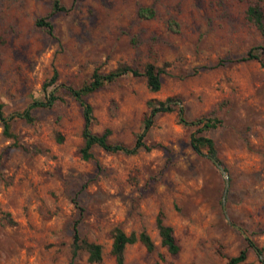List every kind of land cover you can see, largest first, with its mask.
<instances>
[{"label":"rangeland","instance_id":"1","mask_svg":"<svg viewBox=\"0 0 264 264\" xmlns=\"http://www.w3.org/2000/svg\"><path fill=\"white\" fill-rule=\"evenodd\" d=\"M0 0V264H116L113 230L145 231L148 251L126 246L123 264H264V47L247 8L264 0ZM140 7L153 12L138 15ZM51 30L37 25L43 18ZM261 51V49H259ZM161 69V88L126 74L85 95L90 129L131 146L147 101L176 97L186 121L220 119L204 131L216 159L190 144L198 125L179 107L159 113L134 154L91 148L83 159L82 106L66 90L122 65ZM56 99L48 103L50 95ZM32 121L18 114L30 103ZM173 228L180 250L160 242L156 219ZM102 245L90 262L72 257L73 227ZM250 241V242H248ZM261 251V253H260Z\"/></svg>","mask_w":264,"mask_h":264},{"label":"trees","instance_id":"2","mask_svg":"<svg viewBox=\"0 0 264 264\" xmlns=\"http://www.w3.org/2000/svg\"><path fill=\"white\" fill-rule=\"evenodd\" d=\"M60 10H64V7L59 5L58 0H53L52 12ZM246 12L248 19L262 34H264V12L261 6L258 4H251L248 6ZM138 15L144 18H150L153 16V12L148 8L140 7L138 9ZM36 24L43 26L48 30H51L52 28L51 23L47 21L45 17L39 18L36 21ZM259 49H261V51ZM261 54H263L264 58V47H254L248 50L247 53L240 58V60L256 59L263 62V59L260 57ZM161 73L162 70L157 69L152 63H147L143 70L131 67L129 65H122L115 68L114 70L104 73L95 71L91 79L88 82L83 83L80 87L66 86V90L82 106L84 118L82 136L84 141L80 152L83 159H89L92 157L91 148L94 145H98L106 151L123 152L127 154H134L141 148L148 149L149 147L145 143L144 138L153 124L154 117L159 113L172 111L173 109H175V107H179V113L181 114L182 122H184L185 124H193L199 126L196 130V133L192 134L190 138V144L193 150L201 154L203 149H205L211 157L216 158L215 143L211 137L204 134V131L216 127L220 123V119L213 117L207 119L198 118L194 121H186V119L182 115L183 109L176 97H167L164 100L151 98L147 101V106L149 108L148 114L144 117L142 129L136 135L134 143L131 146L121 142H111L108 139L109 129H106L102 133H94L91 131L90 125L94 117L91 105L84 99L85 95L100 88L106 82H111L116 78L126 74H131L133 76H143L148 87L152 91H157L161 88L162 85ZM55 99L56 96L51 94L48 98V103L50 104ZM44 104L45 103H43L42 101L35 100L30 103L22 113L18 115L22 116L27 121H32L31 110L37 106H41ZM2 108L3 104L2 102H0V121H2L3 124V131L6 135H10V120L13 118V116L7 118V116L4 115ZM156 226L161 244L166 247L169 253H178L180 247L174 235L173 228L163 222L162 216L160 214L156 219ZM135 242H140L141 244H143L148 251H152L154 249V243L151 237L145 231H140L139 233L130 232L129 234H127L120 227H116L113 230L110 253L114 257L116 264H123L124 250L126 246ZM80 250H84L87 252L88 260L90 262H98L102 258V245L100 243L89 241L81 237L76 225H74L71 243L72 257H75ZM246 257L247 251L246 249H242L238 252V254L229 258L228 264H239L243 262Z\"/></svg>","mask_w":264,"mask_h":264},{"label":"water","instance_id":"3","mask_svg":"<svg viewBox=\"0 0 264 264\" xmlns=\"http://www.w3.org/2000/svg\"><path fill=\"white\" fill-rule=\"evenodd\" d=\"M211 160L218 166L221 168L222 172L225 174V170L224 168L221 167L219 161L215 158V157H211Z\"/></svg>","mask_w":264,"mask_h":264}]
</instances>
